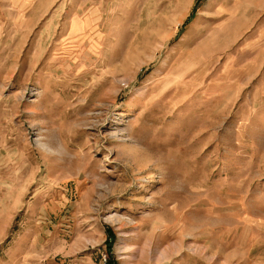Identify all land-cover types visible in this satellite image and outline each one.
Wrapping results in <instances>:
<instances>
[{"label":"rangeland","instance_id":"obj_1","mask_svg":"<svg viewBox=\"0 0 264 264\" xmlns=\"http://www.w3.org/2000/svg\"><path fill=\"white\" fill-rule=\"evenodd\" d=\"M264 264V0H0V264Z\"/></svg>","mask_w":264,"mask_h":264},{"label":"built area","instance_id":"obj_2","mask_svg":"<svg viewBox=\"0 0 264 264\" xmlns=\"http://www.w3.org/2000/svg\"><path fill=\"white\" fill-rule=\"evenodd\" d=\"M102 264H106V259L104 258V261L102 262Z\"/></svg>","mask_w":264,"mask_h":264},{"label":"trees","instance_id":"obj_3","mask_svg":"<svg viewBox=\"0 0 264 264\" xmlns=\"http://www.w3.org/2000/svg\"><path fill=\"white\" fill-rule=\"evenodd\" d=\"M110 264V263H109Z\"/></svg>","mask_w":264,"mask_h":264}]
</instances>
